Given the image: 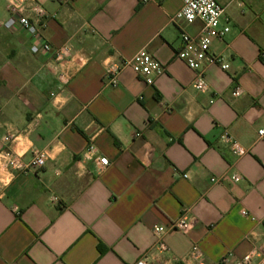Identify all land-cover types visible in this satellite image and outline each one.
Listing matches in <instances>:
<instances>
[{
  "label": "crops",
  "instance_id": "1",
  "mask_svg": "<svg viewBox=\"0 0 264 264\" xmlns=\"http://www.w3.org/2000/svg\"><path fill=\"white\" fill-rule=\"evenodd\" d=\"M36 1L49 13L44 38L73 58L60 89L52 57L1 26L9 13L0 0V264H221L251 251L264 235V36L256 41L246 2L217 0L231 31L211 52L230 69L208 67L200 93L198 71L176 56L181 33L203 27L174 22L182 0ZM143 49L165 67L153 86L131 68L117 86L105 82L109 64ZM226 131L246 156L220 143ZM5 151L25 163L44 154L46 165L15 172ZM98 156L110 162L104 171ZM182 216L192 226L166 235L167 252L155 250L154 229Z\"/></svg>",
  "mask_w": 264,
  "mask_h": 264
},
{
  "label": "built area",
  "instance_id": "2",
  "mask_svg": "<svg viewBox=\"0 0 264 264\" xmlns=\"http://www.w3.org/2000/svg\"><path fill=\"white\" fill-rule=\"evenodd\" d=\"M6 1L9 16L1 23V26L10 31H23L31 41L30 50L33 55L52 57L53 67L58 74L61 89L68 83L67 73L62 67L73 58V49L68 46L54 49L44 38L42 31L45 21L49 18V13L36 0ZM182 2V9L176 15L174 22L194 24L199 21L203 24V27L197 36H192L186 32L181 33V48L176 56L190 69L198 71V76L193 83L194 89L200 93H207L209 85L205 77L206 69L210 66H218L223 71L230 69V62L226 57L211 52L213 41L224 39L231 31L229 19L225 17L226 8L217 0H182ZM261 56L264 59V51ZM126 68L133 69L148 86H153L156 80L165 73V67L146 49H143L130 59L122 57L118 62L109 64L104 77L105 82L109 86H117L120 74ZM241 94L242 89L236 88L235 95L240 96ZM259 137L264 141V130L259 131ZM11 140L12 138L9 136L4 138L7 144ZM220 143L226 145L230 153L238 159L249 153V150L227 131L221 136ZM96 154L95 145L90 144L86 155L93 157ZM3 159L4 165L15 172L37 171L46 165V156L41 153L35 154L29 163L23 162L18 155L11 151H5ZM96 161L99 164V171H104L110 166L108 158L104 156H98ZM183 177L188 178V175L185 174ZM230 179L233 182H238L243 177L239 174H232ZM211 181L213 183L221 182L218 178H212ZM242 215L252 218L247 210H243ZM191 226L190 218L182 216L167 226L156 227L154 229L156 236L155 250L163 253L167 252L169 248L165 242L166 235L171 231L185 232ZM191 256L195 260H201L203 253L198 246H194ZM146 260L147 258L144 257L137 264H147ZM221 264H264V235L259 238L252 250L247 254L241 257L229 254L222 259Z\"/></svg>",
  "mask_w": 264,
  "mask_h": 264
},
{
  "label": "rangeland",
  "instance_id": "3",
  "mask_svg": "<svg viewBox=\"0 0 264 264\" xmlns=\"http://www.w3.org/2000/svg\"><path fill=\"white\" fill-rule=\"evenodd\" d=\"M247 4L246 10L250 13V18L256 20V27L261 35L256 37V41H262L264 33V0H244Z\"/></svg>",
  "mask_w": 264,
  "mask_h": 264
}]
</instances>
